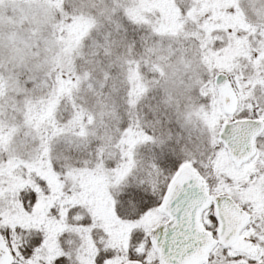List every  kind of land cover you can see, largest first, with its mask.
Listing matches in <instances>:
<instances>
[{
    "label": "snow or ice",
    "instance_id": "obj_1",
    "mask_svg": "<svg viewBox=\"0 0 264 264\" xmlns=\"http://www.w3.org/2000/svg\"><path fill=\"white\" fill-rule=\"evenodd\" d=\"M264 0H0V264H264Z\"/></svg>",
    "mask_w": 264,
    "mask_h": 264
},
{
    "label": "rangeland",
    "instance_id": "obj_2",
    "mask_svg": "<svg viewBox=\"0 0 264 264\" xmlns=\"http://www.w3.org/2000/svg\"><path fill=\"white\" fill-rule=\"evenodd\" d=\"M253 196L257 199H260V198L264 197V191L257 190L256 192L253 193Z\"/></svg>",
    "mask_w": 264,
    "mask_h": 264
}]
</instances>
